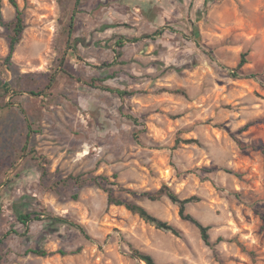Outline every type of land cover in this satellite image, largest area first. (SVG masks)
<instances>
[{
    "label": "rangeland",
    "instance_id": "rangeland-1",
    "mask_svg": "<svg viewBox=\"0 0 264 264\" xmlns=\"http://www.w3.org/2000/svg\"><path fill=\"white\" fill-rule=\"evenodd\" d=\"M16 2L9 64L0 27V264H144L132 249L157 264H264V0ZM1 14L14 21L8 0ZM70 176L108 178L179 236ZM162 186L199 198L187 212L209 245L167 198L124 191Z\"/></svg>",
    "mask_w": 264,
    "mask_h": 264
},
{
    "label": "trees",
    "instance_id": "trees-1",
    "mask_svg": "<svg viewBox=\"0 0 264 264\" xmlns=\"http://www.w3.org/2000/svg\"><path fill=\"white\" fill-rule=\"evenodd\" d=\"M8 2L14 8V11H15V18H14V21H12V22H6L3 20V17L1 14V0H0V27L7 28L11 32L10 37H9V42H8V55L4 59L5 64L10 63L12 54H13L16 46L19 44L23 30H24L23 12L21 10H19L16 0H8ZM72 20H73V18H71V22L69 25L68 37H70L72 34V30H71L72 29V25H71ZM156 34H161V32L160 31L155 32V35ZM193 34L197 35V32L195 29H193ZM117 45H118L117 47L119 49L123 47L122 42H119ZM120 55H121L120 53L117 54V56H120ZM246 56H247L246 54H243L241 56V59L237 65V67L232 70L235 76H238L240 74L241 68L247 63ZM50 83H51V81H50ZM50 83L47 87H50V85H51ZM108 91L115 92L116 94H118L119 96H122V97L132 95L131 92L121 91L118 89L112 90V89L108 88ZM175 93L182 94L184 96L186 95L185 92H182V91H175ZM32 95H37V94L32 93ZM67 180L73 181L75 184H83L86 182L88 184H91L93 186L101 188L106 193L107 206L123 207L127 211H129L130 213L137 215L144 222L154 226L155 228L160 229V230H165V231H168L175 236H179V231L176 228H174L171 225H168L166 222H163V221L155 218L144 207L138 205L134 201H129V200L122 199L120 197L115 196L114 192L111 188H104V185L110 184L108 178H106L104 176H97V177H90V178L83 180L82 176H75V177L70 176L69 178H67ZM124 191L127 194L133 195L137 199H147L149 201H159L162 198H167L172 204L177 206L179 217L182 220L187 221V222L191 223L192 225H194L198 229L200 237H201L202 241L204 242V244L209 245V234H208L209 227L203 226L202 224H200L193 216H191L187 212V206L188 205L195 204V203L199 202V198L197 196H191L189 198L181 199L167 186H162L158 191H156L154 193H147L146 192V193H142L138 196L136 193L131 192L129 190H124ZM74 198L76 199V196H74ZM35 217H37V216H35L32 213L16 212V219L22 225H26L28 222L32 221L33 219H36ZM55 221L67 224L65 220H62L59 218H56ZM70 226H75L82 233H85L84 229L81 226L74 225V224L70 225ZM5 237H6V234H5V236H3L0 239V245L3 244ZM131 251H132V256L134 258L138 259L139 261L143 262L144 264H157L155 262V260L152 258V256L145 254V253H142L136 249H132ZM30 253L37 255V256H45L47 254L46 251L43 249L31 250Z\"/></svg>",
    "mask_w": 264,
    "mask_h": 264
}]
</instances>
